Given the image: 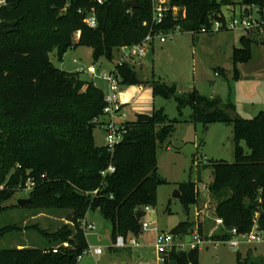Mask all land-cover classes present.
Instances as JSON below:
<instances>
[{"label":"trees","instance_id":"obj_1","mask_svg":"<svg viewBox=\"0 0 264 264\" xmlns=\"http://www.w3.org/2000/svg\"><path fill=\"white\" fill-rule=\"evenodd\" d=\"M127 1L106 0L93 5L85 0H0V20H18L12 32L0 34V184H4L0 216L18 207L7 203L33 180L31 202L26 207L67 211L68 221L52 232L39 230L41 246L0 248V264H75L77 255L88 245L80 221L89 211L98 210L109 222L113 243L118 235L142 233L144 207L156 204L157 188L165 183L158 174V148L170 139L179 120L168 118L162 108L136 114L123 123V138L109 153L104 145L95 144L93 136L97 126L94 119L101 116L105 106L104 91L81 79L77 71L55 67L49 59L52 50L61 60L69 49L78 46L91 48L94 60L112 59L120 46L140 42L150 29L151 2L136 0L133 8ZM243 2L264 5V0ZM183 3L186 17L178 21L168 18L161 26L163 30L176 26L198 30L219 7L217 0ZM92 5L97 21L93 28L83 22L84 13L79 12ZM254 43L264 45V40L242 34L239 45L233 48L236 76L237 65L250 60ZM115 70L121 84L147 83L153 96L173 98L179 113L189 106L195 122L232 126L234 161L210 164L208 194L214 216L221 218L223 225L209 238L225 241L233 228L245 235L255 224L264 232V111L242 118L230 101L224 103L219 97L208 98L197 91L177 94L174 85L141 78L133 59L115 65ZM241 140L248 152L240 145ZM110 163L114 172L102 176L101 171ZM95 189L98 192L92 194ZM177 189L189 214L190 206L197 202V184L182 182ZM192 227L189 221L180 222L170 232L185 235ZM17 229L11 223L0 226V238ZM198 233L203 237L201 224ZM198 249H173L162 264H199ZM261 263L258 258L236 253V264Z\"/></svg>","mask_w":264,"mask_h":264},{"label":"rangeland","instance_id":"obj_2","mask_svg":"<svg viewBox=\"0 0 264 264\" xmlns=\"http://www.w3.org/2000/svg\"><path fill=\"white\" fill-rule=\"evenodd\" d=\"M242 34L235 30L192 34L180 27L171 33L167 41L154 40L152 48L143 59V72H139V76L174 85L177 94L197 91L208 98L219 97L224 103L230 101L242 118H252L264 111V45H252L251 59L245 63L241 72L237 65V77L232 52L239 45ZM112 55V59L99 57L94 60L91 48L78 46L69 49L61 60L56 51L52 50L49 59L61 70L77 71L81 79L92 81L106 93L105 81L92 77L87 73V68L93 65L97 74H108L118 56L116 51ZM168 73L173 79H169ZM120 90L129 98L124 107L125 121L132 120L136 114H149L161 108L168 118L179 120L173 135L158 148V174L165 183L157 188L156 204L147 206L142 222H146L149 228L135 236L140 246L132 247L130 253L109 249L113 245L109 222L98 210L89 211L86 219L94 224L95 229L85 230L87 244L101 247L102 254L94 257L86 255L78 264H159L154 246L156 232H170L177 224L185 221L192 223L191 231L198 230L199 224L203 228V242L198 249L199 264H236L237 252L242 257L249 255L258 258L264 264V243H241L235 248L224 241H204L210 234L215 235L220 230V227L215 226L213 201L206 187L212 178L211 163L219 160L234 161L232 126L222 122L207 125L195 122L189 106L179 113L173 98L153 96L151 86L147 83L121 84ZM93 136L96 145H104V132L99 125L93 130ZM240 145L248 152L244 140L240 141ZM188 181L195 182L198 188L197 202L190 206L189 214L185 212L179 198L173 195L179 183ZM20 198H29V192L17 190L7 205L17 204ZM66 213L45 209L35 211L26 205L7 209L0 216V226L11 223L18 229L5 232L0 238V248L41 246L43 237L39 230H57L68 223L65 220Z\"/></svg>","mask_w":264,"mask_h":264},{"label":"built area","instance_id":"obj_3","mask_svg":"<svg viewBox=\"0 0 264 264\" xmlns=\"http://www.w3.org/2000/svg\"><path fill=\"white\" fill-rule=\"evenodd\" d=\"M85 1L91 2L93 5H101L106 0ZM184 1L189 0H150L152 12L150 29L148 33L138 43L120 46L116 50L118 56L115 65H120L129 59L145 57L147 52L152 48L154 40L165 42L167 39L171 38V33H173L174 30L180 28V26H176L174 29L168 31L163 30L161 26L168 18H171L173 21H178L186 17L187 9L183 3ZM217 2L219 3V7L211 11L208 17V23L203 24L198 30H190L189 32L195 34L213 33L222 30H235L241 31L243 34L249 35L253 39L264 40V5L255 3L245 4L243 0H217ZM93 5L86 12L82 9L79 10L80 13H84L83 22L88 27L92 28L97 24ZM144 24L146 25L147 23L144 22ZM79 35V31L74 34L75 40L79 38ZM74 62L76 61L74 60ZM115 65L108 74H97V69L93 65L87 68V73H89L92 77L101 79L106 83V93H104L105 106L101 116L94 119V122L97 124V126L99 125L104 132V146L109 153L114 151L116 145L121 142L125 133L123 123L125 122L124 119L126 112L124 107L129 102L128 97L122 96L123 92L120 90L121 82L119 76H117ZM114 170V165L110 163L106 169L101 171V175L105 177L106 175L114 172ZM33 185V180H28L23 190L25 192H29ZM0 189H3V186H0ZM201 189H203V187ZM206 190L208 193V187H206ZM97 192L98 189H95L92 191V194H96ZM147 209L148 207L145 206L144 210L146 211ZM214 220L216 227L223 225L221 218L215 217ZM80 225L84 231L87 229H95L94 224L88 222L86 218H83L80 221ZM141 228L142 231L146 230L149 228V225L146 222H142ZM230 233L231 237L224 242H226L231 247L236 248L241 243H264V232L258 230L256 224L252 227L248 234L239 235L235 228L231 229ZM204 241L217 243L221 240H212L208 237V239H204ZM202 242L203 239H201L198 230L191 231L185 235L157 231L154 240V246L157 254L156 260L159 264H162L165 260V257L173 249H176L177 251L196 249L199 248V245ZM63 245L67 246L68 243L64 242ZM113 246L115 248L124 249L127 247H138L139 243L135 236L125 237L123 235H118L115 238ZM52 251L56 252L57 248H53ZM101 253V247L87 245V247L83 249L79 255H77L75 264H78L86 255L94 257L96 255H100Z\"/></svg>","mask_w":264,"mask_h":264},{"label":"water","instance_id":"obj_4","mask_svg":"<svg viewBox=\"0 0 264 264\" xmlns=\"http://www.w3.org/2000/svg\"><path fill=\"white\" fill-rule=\"evenodd\" d=\"M128 5L130 7H136L137 6V1L136 0H128L127 1ZM18 23V20L15 21H4V20H0V34L1 35H7L9 32H12L15 25ZM169 74V79H172L173 76ZM175 197L180 198V193L178 191V189H176L174 191L173 194ZM31 202V200L29 198H20L17 201V205L20 207H23L27 204H29Z\"/></svg>","mask_w":264,"mask_h":264},{"label":"crops","instance_id":"obj_5","mask_svg":"<svg viewBox=\"0 0 264 264\" xmlns=\"http://www.w3.org/2000/svg\"><path fill=\"white\" fill-rule=\"evenodd\" d=\"M77 40V39H76ZM145 57H142V58H138V59H133V63H134V65H135V67H136V70L138 71V72H140V73H142L143 72V59H144ZM251 59V58H250ZM245 65V63H240V64H238V67H239V70H240V72H241V70H242V68H243V66ZM237 77H238V75H237ZM241 77V76H240ZM242 77H244V75H242ZM173 79V78H172ZM171 80V79H170ZM164 82V81H163ZM167 84V83H166ZM122 96H126L127 97V95L125 94V93H122ZM234 108H235V106H234ZM163 109V108H162ZM235 111H236V108H235ZM237 112V111H236ZM238 114V113H237ZM134 119V118H133ZM132 119V120H133ZM86 218V217H85ZM139 243V242H138ZM139 246H140V243H139ZM138 246V247H139ZM112 247H114L113 245L112 246H110L109 247V249H111ZM115 248V247H114ZM114 248H112V249H114ZM131 248L132 247H127V248H124V249H119L118 251L119 252H123V250H126V252L125 253H130V251H131ZM102 254V253H101ZM97 256V255H96Z\"/></svg>","mask_w":264,"mask_h":264}]
</instances>
